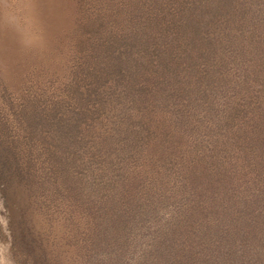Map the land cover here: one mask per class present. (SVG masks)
Masks as SVG:
<instances>
[{
	"label": "trees",
	"instance_id": "trees-1",
	"mask_svg": "<svg viewBox=\"0 0 264 264\" xmlns=\"http://www.w3.org/2000/svg\"><path fill=\"white\" fill-rule=\"evenodd\" d=\"M94 2L80 23L86 66L27 111L36 150L24 166L6 138L0 173L68 198L93 262L264 264V0ZM133 164L145 183L131 198L119 190Z\"/></svg>",
	"mask_w": 264,
	"mask_h": 264
},
{
	"label": "rangeland",
	"instance_id": "rangeland-1",
	"mask_svg": "<svg viewBox=\"0 0 264 264\" xmlns=\"http://www.w3.org/2000/svg\"><path fill=\"white\" fill-rule=\"evenodd\" d=\"M98 11L94 0H0V148L6 138L16 140L24 166L27 148L36 149L26 144L22 131H41L39 125L29 126L27 111L66 95L76 84L77 71L86 66L85 49L78 46L80 23ZM99 117L94 120L97 127L105 114ZM89 132L94 136L84 140L86 146L97 138L95 131ZM110 157L115 159L112 153ZM101 159L95 156L90 164L104 180L108 176L116 181L115 169L104 170ZM135 168L128 166V189L119 190L131 198L138 197L135 185L142 188L145 183L135 180ZM21 175L0 173V264H104L88 256L94 247L81 225L86 224L84 216L70 200L38 195ZM115 181L105 184L116 186Z\"/></svg>",
	"mask_w": 264,
	"mask_h": 264
}]
</instances>
